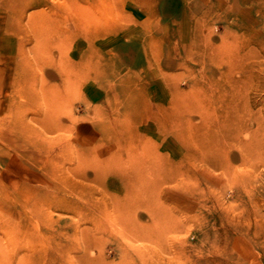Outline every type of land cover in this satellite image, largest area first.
Returning <instances> with one entry per match:
<instances>
[{"label":"rangeland","instance_id":"obj_1","mask_svg":"<svg viewBox=\"0 0 264 264\" xmlns=\"http://www.w3.org/2000/svg\"><path fill=\"white\" fill-rule=\"evenodd\" d=\"M0 264H264V0H0Z\"/></svg>","mask_w":264,"mask_h":264},{"label":"bare ground","instance_id":"obj_2","mask_svg":"<svg viewBox=\"0 0 264 264\" xmlns=\"http://www.w3.org/2000/svg\"><path fill=\"white\" fill-rule=\"evenodd\" d=\"M168 134V133H167ZM145 155V154H144ZM139 158V157H138ZM142 159H144V157L142 158ZM139 160V159H138ZM146 161H149V160H146ZM126 167H127V165H125ZM132 166V165H131ZM146 167V166H145ZM148 167V166H147ZM112 168V167H111ZM143 168V167H142ZM141 168V169H142ZM129 169H131L130 168V165H129V167H128V169L127 170H129ZM136 169V168H135ZM149 169V168H148ZM130 172H132V171H129V173ZM149 172V171H148ZM132 174V173H131ZM138 174H140L139 172H138ZM126 176L128 175V173L127 174H125ZM126 176H125V178H126ZM132 176H133V174H132ZM132 176H130V177H132ZM124 177V176H123ZM134 177V176H133ZM142 177V176H141ZM132 179V178H131ZM135 180L134 181H136V177L134 178ZM133 180V179H132ZM137 180H138V178H137ZM139 181V180H138ZM129 182V181H128ZM131 183V182H130ZM132 183H134L133 181H132Z\"/></svg>","mask_w":264,"mask_h":264}]
</instances>
